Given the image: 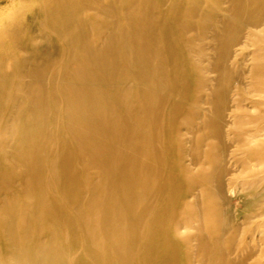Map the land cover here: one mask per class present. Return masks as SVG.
<instances>
[{"label": "bare ground", "instance_id": "6f19581e", "mask_svg": "<svg viewBox=\"0 0 264 264\" xmlns=\"http://www.w3.org/2000/svg\"><path fill=\"white\" fill-rule=\"evenodd\" d=\"M0 264H264V0H9Z\"/></svg>", "mask_w": 264, "mask_h": 264}, {"label": "rangeland", "instance_id": "374dc122", "mask_svg": "<svg viewBox=\"0 0 264 264\" xmlns=\"http://www.w3.org/2000/svg\"><path fill=\"white\" fill-rule=\"evenodd\" d=\"M19 1L13 3L9 2V0H0V14H8L10 11H13L15 8H18ZM258 231L260 232V235L263 236L264 231V224H258Z\"/></svg>", "mask_w": 264, "mask_h": 264}]
</instances>
